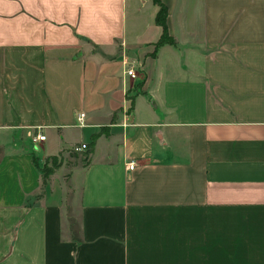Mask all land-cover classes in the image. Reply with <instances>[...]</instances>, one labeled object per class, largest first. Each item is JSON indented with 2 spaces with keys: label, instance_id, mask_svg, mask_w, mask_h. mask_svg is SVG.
<instances>
[{
  "label": "crops",
  "instance_id": "obj_1",
  "mask_svg": "<svg viewBox=\"0 0 264 264\" xmlns=\"http://www.w3.org/2000/svg\"><path fill=\"white\" fill-rule=\"evenodd\" d=\"M160 1L0 0V264H264V0Z\"/></svg>",
  "mask_w": 264,
  "mask_h": 264
},
{
  "label": "trees",
  "instance_id": "obj_2",
  "mask_svg": "<svg viewBox=\"0 0 264 264\" xmlns=\"http://www.w3.org/2000/svg\"><path fill=\"white\" fill-rule=\"evenodd\" d=\"M154 2L159 7L157 15H156V22L158 23V25L162 27L161 42H167L169 40V36L167 32V27H166V14H167L166 6L160 0H154ZM54 158L55 157L51 158L50 163H52ZM59 165L60 164H58V166ZM38 168L42 172V176L45 179L46 177H48L50 174L53 173L56 167H52L51 164L48 165L47 163H45L42 166L38 164Z\"/></svg>",
  "mask_w": 264,
  "mask_h": 264
},
{
  "label": "built area",
  "instance_id": "obj_3",
  "mask_svg": "<svg viewBox=\"0 0 264 264\" xmlns=\"http://www.w3.org/2000/svg\"><path fill=\"white\" fill-rule=\"evenodd\" d=\"M125 72L130 77H134L135 76L134 70L130 66L127 67V69L125 70ZM83 118H84V113L77 114V120L79 122V125H83ZM35 139L44 140L45 139V135L44 134L37 133V134H35ZM85 148H86V145L85 144H80V145L74 146L73 147V151L80 152V151L84 150ZM132 163L133 162H131V165H130V168L131 169L133 168Z\"/></svg>",
  "mask_w": 264,
  "mask_h": 264
},
{
  "label": "rangeland",
  "instance_id": "obj_4",
  "mask_svg": "<svg viewBox=\"0 0 264 264\" xmlns=\"http://www.w3.org/2000/svg\"><path fill=\"white\" fill-rule=\"evenodd\" d=\"M74 153H76V152L71 150L70 153H67L66 157H63L62 155L61 156H56L53 159L52 163H50L51 166L57 168L58 164L63 163L64 159H66V161H67L66 165H68V166H71V164H73V163H83V162H85L86 158H83V159L81 158V162H78V160H77L78 157H82V155L78 156L77 154H74Z\"/></svg>",
  "mask_w": 264,
  "mask_h": 264
}]
</instances>
